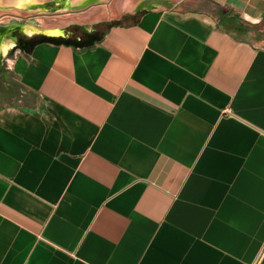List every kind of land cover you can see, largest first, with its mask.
Wrapping results in <instances>:
<instances>
[{"label": "crops", "instance_id": "crops-1", "mask_svg": "<svg viewBox=\"0 0 264 264\" xmlns=\"http://www.w3.org/2000/svg\"><path fill=\"white\" fill-rule=\"evenodd\" d=\"M62 5L89 45L4 60L0 264H264V0Z\"/></svg>", "mask_w": 264, "mask_h": 264}, {"label": "rangeland", "instance_id": "rangeland-1", "mask_svg": "<svg viewBox=\"0 0 264 264\" xmlns=\"http://www.w3.org/2000/svg\"><path fill=\"white\" fill-rule=\"evenodd\" d=\"M10 5L2 9L0 8V40L2 37L13 40V44L6 51H2L0 45V103L15 102L19 98L20 87L17 82L6 72L3 73L4 60L13 54L15 48L19 47L18 42L25 38L26 34H31L25 31V24L33 22L35 24L53 25L58 27L64 37H71L82 33L84 27H89L93 21H81L80 26L76 24L75 16L67 15L65 6L62 5V0H40L35 6L19 7ZM17 8H15V7ZM40 6V7H38ZM29 24L26 26H30ZM53 27V28H56ZM79 28V29H78ZM69 32V33H68ZM41 35H31L30 39L40 37Z\"/></svg>", "mask_w": 264, "mask_h": 264}, {"label": "trees", "instance_id": "trees-1", "mask_svg": "<svg viewBox=\"0 0 264 264\" xmlns=\"http://www.w3.org/2000/svg\"><path fill=\"white\" fill-rule=\"evenodd\" d=\"M219 14V20L221 22L222 19L225 18V15L223 13L218 12ZM230 21H234V19L232 17H229ZM235 30H237V27H234ZM96 31L91 32L89 34H85V33H79V35H73L71 37H49V36H40V37H36L34 38L32 41L36 40V41H48V42H52V43H65V44H73V45H78V46H83V45H89V41L90 39H92V34H95ZM85 34V35H84ZM75 36L78 38L77 40L75 39ZM18 46H20V42H18ZM0 75H2V73L0 72Z\"/></svg>", "mask_w": 264, "mask_h": 264}, {"label": "bare ground", "instance_id": "bare-ground-1", "mask_svg": "<svg viewBox=\"0 0 264 264\" xmlns=\"http://www.w3.org/2000/svg\"><path fill=\"white\" fill-rule=\"evenodd\" d=\"M30 23H26L24 26H25V31L28 32V33H34V32H41V31H44V32H48L50 34H60L61 33V30L56 27V28H52V29H45L43 27H38V26H35V25H30V26H26ZM43 32V33H44ZM13 44V40H10L8 38H5V37H2V39L0 40V45H1V49L2 51H6L7 49H9V47Z\"/></svg>", "mask_w": 264, "mask_h": 264}, {"label": "water", "instance_id": "water-1", "mask_svg": "<svg viewBox=\"0 0 264 264\" xmlns=\"http://www.w3.org/2000/svg\"><path fill=\"white\" fill-rule=\"evenodd\" d=\"M33 34H39V35H43V36H49V37H54V36H61L62 34H58V35H52V34H45V33H42V32H35Z\"/></svg>", "mask_w": 264, "mask_h": 264}]
</instances>
